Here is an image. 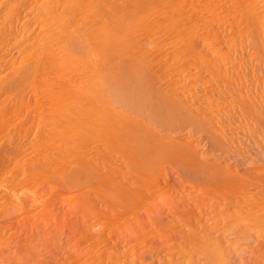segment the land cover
<instances>
[{
	"label": "rangeland",
	"instance_id": "obj_1",
	"mask_svg": "<svg viewBox=\"0 0 264 264\" xmlns=\"http://www.w3.org/2000/svg\"><path fill=\"white\" fill-rule=\"evenodd\" d=\"M11 1L0 0V28L5 31L0 42V264H212L206 257L204 259L205 255L202 256L191 245L189 247V234L187 235L189 226L187 225L190 222L196 225L198 235L201 232L199 237L204 234L207 226L209 236H205V239L210 242L207 241L209 249L214 255L220 256L216 264H223V259L227 260L226 262L224 260L225 264H261L249 258V251L263 247L261 251L264 252V211L257 206L264 200L262 199L264 198L262 181L264 178V61L254 50V44L246 29L248 25L245 26V21H241L243 19L234 13V1L142 0L139 6L135 7V13L128 16L129 20L135 21L131 25L129 22L125 28L121 29L123 26H120L109 32L101 29L88 38H84L81 35L82 32L77 38L78 44L77 42L75 44L77 50L74 48L72 52L74 50L80 54L88 52L86 57L90 59L84 58L85 54H82L81 62L86 65L88 72L93 71L91 74L96 77L95 79L98 78L94 83L96 82L97 85L100 82L98 85H101L99 88L103 93L101 98L99 97L100 100L102 99L101 102L106 101L105 104L110 102L108 106L114 109V112L126 115L127 120H133V123L129 120L131 125L134 124L132 127L140 129L139 133H142V136L138 134L141 137H137L138 144L137 141L132 143L133 146L137 145L134 147L137 148L136 152L131 150V146L123 145L128 142L129 135L124 134V137L116 136L112 139V136L105 138L100 133L97 137L96 133L100 130L95 129L97 132L94 131L91 136L88 130H79V134L84 132L79 136L90 137L93 141L91 143L89 138L82 136L84 141L78 137V131L77 134L73 131L71 126L76 112L74 109L89 103L92 96L95 97V87L80 89L82 96L75 100L71 99L72 95L69 97L66 95L67 102L64 109L50 106L42 85L45 86V83L48 84L50 81L49 85L58 84L61 81L58 69L49 66V62L44 59L41 63L43 65L35 66L31 63L33 51L39 50L40 38L47 35L48 29L45 28L46 23H43L47 19L44 21L43 19L49 15L40 11L36 0H25V3H21V0ZM244 1L249 3L253 0ZM112 2L107 1V6L115 2L117 7H126L129 0H112ZM124 2L128 3L124 5ZM153 4L154 7H152ZM165 4L167 9L164 8ZM250 5L249 7L256 11L252 24L263 25L264 2H252ZM155 6L158 8L156 9ZM9 8L12 9L9 10ZM62 8L60 7L56 17L59 22L66 20L68 23L77 20L78 13L74 7L66 8L70 11L74 10L73 12L65 9L64 11ZM68 12H70L69 15ZM60 13L61 16L67 17L64 19L60 16L61 19ZM45 31L46 33L43 34ZM104 32L107 33L104 34ZM91 37L93 38L89 39ZM85 47L87 50L93 49L90 51L95 55L89 53ZM83 48L86 52L82 51ZM96 50H98L97 53L103 51L97 54L94 53ZM87 54L93 56L90 57ZM27 65L30 66L29 72L33 73L31 70H34L36 74H31L32 78H26L24 80L26 83L11 85V80L19 78L18 75L21 77L26 68L24 66ZM101 75H105L106 79ZM34 80L38 84L35 82L33 84ZM113 84L118 85L117 90ZM38 85H40L39 88ZM146 91L148 94L145 93ZM140 93L146 94L148 98H150L149 95L160 96L162 99L160 104L161 106L163 104L165 111L158 116L143 113L139 107L135 110L131 109L132 105L137 104V95ZM69 102H74L76 104H72L77 106L74 107ZM127 102L129 104H126ZM69 106L74 113L73 110L69 113L71 111ZM65 107L70 110L67 111ZM48 109L55 110L54 112L57 113H59L58 109H61L62 115L60 113L61 116L55 117L57 113L53 112V116ZM63 113L64 117H62ZM67 116L69 119L72 118L70 120L72 122L66 119ZM57 118H60L59 124L56 123ZM58 125L72 133L69 134V139L72 140L70 142H76L80 138L79 143L84 144H68L69 139L63 135L64 132L55 133ZM73 133H75L74 137L77 135L75 140ZM58 134L60 137L57 136ZM213 134L215 136H212ZM101 136L102 140H99ZM93 137L94 140H92ZM111 139L115 142L116 139L120 140V144L114 143ZM59 141H63V144L57 146ZM96 141L100 142L96 143ZM107 141L112 144H108ZM142 141H144V148ZM64 142L65 145H70L69 149L71 146H73L72 149L76 146V150L70 149L69 154L67 152V157L65 154L69 149H67L68 146L65 148ZM78 146L81 148L77 149ZM64 148L67 150L65 151ZM161 149L166 152L165 155ZM173 149L176 151L174 152ZM188 151L194 159L191 162L188 159L190 156H186ZM74 152L79 153V156L76 154L77 157H75ZM133 154H136L135 157L138 154L139 158L134 157V159ZM141 154L142 156H139ZM150 154L159 157L155 160L157 156L152 157ZM81 155L85 159L81 158ZM69 156H74L79 163L82 162L81 164L87 162L82 169H87L85 173L87 175L89 173L90 178L94 177L92 179L96 184L98 182L97 186L91 179L85 180L86 174L77 175V178L83 175L81 176L83 181L75 178L77 169L73 162H76L73 158L72 162L70 157L73 166L67 163ZM59 159L62 163L64 161L66 163L62 164ZM51 160L54 162L53 166L50 163ZM47 163L51 164V168ZM90 164L94 165L91 170H89ZM201 164L207 166L205 169L207 173L200 169ZM58 165H61L59 171L65 173H62L64 177L61 172H58L59 174L50 172ZM211 170L213 175L217 172L215 176L218 175L221 181L225 178L224 176L228 178L227 176L231 175L246 183L245 188H242L240 203L251 202L252 214L261 218L258 223L251 220L249 233L254 235V239L247 243L249 250L247 247L244 248L246 243L244 241L238 242L240 250L234 248L233 234L222 226V221L220 225H214V211H220V208L221 211L225 210L224 214L228 215L233 203L228 196L232 191L229 189L227 192L225 186L223 187L225 190L221 187L223 191L220 189L217 192L219 194L210 190L207 174H212ZM70 171L76 173L69 175ZM97 173L103 176L102 179H108V182L103 180L100 183L95 179L98 176ZM65 175L66 177L72 175L71 178H75L77 183L72 179L71 182L76 184L71 183L70 177L67 181V178L64 179ZM110 181L115 184L113 185ZM84 184L86 186H83ZM102 184L108 186L105 187ZM99 186H102V190H104L103 187L105 188V194L99 190L101 189ZM81 187L89 189L87 191ZM80 189L84 190L82 192L87 191L81 192L85 194L84 197L79 193ZM134 189L135 194L138 192L137 196L134 195ZM112 190L116 193L113 194ZM128 193L130 196H136L134 199L141 197L143 200L141 204L132 208L128 207L129 210L126 209L123 202L125 203V198L130 197H126ZM116 194L121 195L122 199L118 196L117 199ZM111 195L116 198L117 201L114 200L118 207L113 203L115 201ZM119 198L121 201L118 203ZM120 202H122L121 205H119ZM256 240L259 242L256 243ZM211 243L214 245L210 246ZM241 246H244L243 249ZM225 251L231 257L226 253L228 256L225 255V258L223 255ZM186 256L190 259L194 257L191 259L194 261H190ZM233 256L236 258L234 259ZM237 257L241 260L236 261ZM186 258L189 262L185 261Z\"/></svg>",
	"mask_w": 264,
	"mask_h": 264
},
{
	"label": "bare ground",
	"instance_id": "obj_2",
	"mask_svg": "<svg viewBox=\"0 0 264 264\" xmlns=\"http://www.w3.org/2000/svg\"><path fill=\"white\" fill-rule=\"evenodd\" d=\"M9 1H11V0H9ZM17 1V0H16ZM20 1V0H19ZM19 1H17V2H19ZM23 1V2H22ZM25 0H21V3H25L24 2ZM28 1V0H27ZM33 1V0H32ZM32 1L30 2V4L32 3ZM36 1H38V3H39V9H40V11H42L43 12V14H47V15H49V17L47 16L46 18H42L43 19V21L44 20H46V21H42L44 24L46 23V26L45 25H43V26H45V28H47L48 30H46L47 31V33H46V31L43 33V34H47L46 35V37H41L40 38V41H39V50L38 51H33V54H32V60H31V63L32 64H35V66H37V65H40L41 63H42V60L44 59L45 61H47V62H49L48 64H50L49 66H51V67H57V69H58V74H59V77H61V81L58 83V84H56L55 83V85L53 86V84L52 85H49V84H51L50 82L47 84V83H45V86L44 85H42V87H43V91H44V95H45V97H46V99H47V101L48 102H50L49 104H51L50 106H52L53 108H63L64 106H66L65 105V103L67 102V101H65V96L66 95H68L67 97H69L70 95H72L71 96V99H78L79 98V96H82V95H80L81 93H80V89H87V88H91V87H95V89H96V91H95V97H93L92 96V99L90 100V102L89 103H87V104H85V105H83V104H81V105H83V106H78V109H74V110H76V112L74 113V110L72 109V108H70V106H69V108L71 109V111H69V113H71L72 112V110H73V113L75 114V115H73L74 116V120H72V118H70L69 119V117L68 118H66L67 120H72L73 121V123H72V129H73V131L77 134V131H78V137H82V136H84V135H82V136H79V135H81L82 133H84V132H81V134H79V130H82V129H84V130H88L89 131V134H90V136H91V134L92 133H94V131H95V129L96 130H100V132L98 131H95V132H97L96 134H97V137H98V133H100L102 136H105V138L106 137H109V136H112V139L114 138L115 139V137L117 136L118 138H121L124 134H125V136L126 135H129L127 138H128V142L127 143H123V145H126V146H131V150H134V152H136V149L134 148L135 146L137 147V145H135L134 144V146H133V142H136L138 139H137V137H139L138 136V134H141V136H142V133H139V130L140 129H134L133 127H132V125H134V124H132L131 125V123H129V120L133 123V120H131V119H129V120H127V116L126 115H124V114H122V113H116V112H114L113 110L114 109H112V108H110L109 106H108V104L110 103H108V104H105L106 103V101H105V103H102L101 101H102V99L100 100L99 99V97L101 98V96H102V90L99 88L100 86L98 85V84H100V82L96 85L95 83H94V81L95 80H97V79H95L96 77L95 76H93V74H91L90 72H88L89 70H87V68H86V65H84L82 62H81V60H82V54H85V56H84V58H88V57H86V53H88V52H86L85 51V49H86V47H85V49L84 50H82V51H85L86 53H82V51H81V53L82 54H80L79 52L78 53H76L75 52V50H74V52H72V49H74L76 46H75V44H76V42H77V44H78V37L80 36V34L83 32H85L84 34L82 33L81 35L85 38V37H87L88 38V36H92V35H94V33H96L98 30H101V29H103V30H107L108 32L111 30L112 31V29L113 28H116V27H120V26H123V27H121V29H123V28H125V25L127 26V24H129V22H130V25L132 24V23H134L133 21H131V20H129V18H128V16L129 15H131V14H134L135 13V7H137V6H139V2H141L142 0H140V1H137V0H129V3L128 2H126V3H128V6H126V7H117V4L114 2V4H111V6H107V1H109V2H112V0H36ZM118 1V0H117ZM144 1V0H143ZM165 1V0H164ZM173 1V0H172ZM234 1V13L236 14V16H239V18L241 17V19H243V20H241V21H245L244 23H245V26L246 25H248L247 27L248 28H246V29H248L247 31H248V33L250 34V39L252 40V42H253V44H254V50H255V52L258 54V55H260V57H262L261 58V60H263L264 61V23H263V25H260V26H255V25H253L252 24V21H253V19L255 18V16H256V11L255 10H253L251 7H249V6H251L250 4L252 3V2H257V1H263L264 2V0H253V1H249V3H246V1H244V0H233ZM11 2H13V1H11ZM167 2V1H166ZM165 2V3H166ZM248 2V1H247ZM113 3V2H112ZM126 3L124 2V5H126ZM144 3V2H143ZM19 4V3H18ZM27 4V3H26ZM116 4V5H115ZM164 4V3H163ZM168 4V3H167ZM167 4H165V6H164V8H166L167 9V7H166V5ZM11 6V5H10ZM13 7V6H12ZM31 7V6H30ZM60 7L62 8V7H66V8H72L73 9V7H74V9L77 11V20H72V22H70L69 20H67V21H69L68 23L66 22V20H65V22H59L58 21V19L56 18L57 17V15L59 14V10H60ZM152 7H154V4H153V6ZM174 7V6H173ZM259 7V6H258ZM66 8H62L63 10L65 9V10H67ZM155 8H156V6H155ZM158 8V7H157ZM156 8V9H157ZM162 8V7H161ZM164 8H162V9H164ZM12 9V8H11ZM10 8H9V10H11ZM19 9V8H18ZM154 9V8H153ZM160 9V8H159ZM32 10V9H31ZM63 10H62V12H63ZM64 10V11H65ZM67 11H70V10H67ZM74 10H72V11H70V12H73ZM137 11V10H136ZM263 11V10H262ZM70 12H68L67 14L69 15L70 14ZM64 13V12H63ZM63 13H62V15H63ZM76 13V12H75ZM162 13V12H161ZM263 13V12H262ZM37 14L39 15V10L37 11ZM36 14V15H37ZM264 15V14H263ZM61 16V13H60V15H59V17ZM235 16V17H236ZM29 17V16H28ZM39 17H41V16H39ZM43 17H45V15L43 16ZM58 17V18H59ZM61 17H63V16H61ZM60 17V18H61ZM65 17H67V16H65ZM65 17H63L64 19H65ZM70 17V16H69ZM125 17H127V18H125ZM131 17V16H130ZM71 18V17H70ZM41 19V20H42ZM57 19V20H56ZM62 19V18H61ZM64 19H63V21H64ZM118 19V20H117ZM131 19V18H130ZM134 19V18H133ZM132 19V20H133ZM262 19H264L263 17H262ZM9 20V19H8ZM136 20H137V18H136ZM74 21H76V22H74ZM240 21V20H239ZM42 22H41V24H42ZM117 22H118V24H117ZM14 23V22H13ZM39 23V22H38ZM243 23V24H244ZM247 23V24H246ZM117 24V25H116ZM129 25V26H130ZM175 25V24H174ZM13 26V25H12ZM42 26V27H43ZM128 26V27H129ZM162 27V26H161ZM175 28V27H174ZM3 28H0V42H2V39H3V36H4V32L5 31H3L2 30ZM9 29V28H8ZM241 29H243V28H241ZM244 30V29H243ZM19 31V30H18ZM41 31V30H40ZM241 31V30H240ZM42 32V31H41ZM170 32V31H169ZM182 32V31H181ZM40 33V32H39ZM105 33H107V32H104V34ZM139 33V32H138ZM245 33V32H244ZM11 34V33H10ZM42 33H41V35H43ZM181 34V33H180ZM185 34V33H184ZM246 34V33H245ZM178 35V34H177ZM39 37V36H38ZM100 37V36H99ZM107 37V36H106ZM106 37H104V38H106ZM112 37H113V35H112ZM81 39H82V37H80ZM84 38H83V40H84ZM86 38V39H87ZM93 37H91V38H89V39H92ZM80 39V40H81ZM108 39V38H107ZM176 39V38H175ZM97 40V39H96ZM21 41V40H20ZM35 41V40H34ZM100 41V40H99ZM80 42V41H79ZM104 42V41H103ZM107 41L105 40V43H106ZM81 43V42H80ZM79 43V44H80ZM83 43V42H82ZM102 44H104V43H102ZM34 45H36V44H34ZM88 45V44H87ZM101 45V44H100ZM104 45H107V44H104ZM136 45V44H135ZM31 46H32V44H31ZM78 46V45H77ZM84 46V45H83ZM89 46V45H88ZM99 46V45H98ZM33 47H35V46H33ZM81 47H82V44H81ZM88 48V47H87ZM102 48H104L103 46H102ZM187 48V47H186ZM23 49V48H22ZM31 49V48H30ZM76 49V48H75ZM32 50H34V49H32ZM31 50V51H32ZM77 50V49H76ZM81 50V49H80ZM87 50V49H86ZM90 50H91V48H90ZM87 50V51H89V53H91V51L93 50ZM25 51V50H24ZM94 51H95V49H94ZM97 51L98 50H96V52H94V53H97ZM101 51V50H100ZM103 51V50H102ZM101 51V52H102ZM110 51V50H109ZM101 52H99V53H97V54H100ZM121 53V52H120ZM91 54H93V53H91ZM88 55V54H87ZM93 55H95V54H93ZM93 55H88V56H93ZM102 55V54H101ZM115 56V55H114ZM101 57V56H100ZM104 57V56H103ZM210 57V56H209ZM258 58H259V56H258ZM86 59H83V60H86ZM88 59H90V58H88ZM101 59V58H100ZM121 59V58H120ZM128 59V58H127ZM130 59V58H129ZM133 59V58H132ZM260 59V58H259ZM258 59V60H259ZM43 60V61H44ZM206 60V59H205ZM261 60H259V61H261ZM87 61V60H86ZM127 61H129V60H127ZM262 61V62H263ZM131 62V61H130ZM23 63V62H22ZM260 63V62H259ZM44 64H45V62H44ZM90 64V63H89ZM123 64V63H122ZM21 65V64H20ZM41 65H43V64H41ZM114 65V64H113ZM132 66H133V64H131ZM136 65V63L134 64V66ZM203 65V64H202ZM45 66V65H44ZM43 66V67H44ZM24 67H26V68H24V73H23V75L20 77L19 75H18V77L19 78H15V79H13V80H11L12 82H10V84L11 85H20V84H22L23 82H25L26 83V81H24V80H26V78H30L31 76L33 77V75H31V74H36L35 72H34V70H31V71H33V73L31 72H29V67H28V65L27 66H24ZM42 67V66H41ZM117 67V66H116ZM140 67V66H139ZM263 67V66H262ZM33 68H35V67H33ZM39 67H37V69H38ZM45 68V67H44ZM121 68V67H120ZM264 68V67H263ZM31 69V68H30ZM47 69V68H46ZM51 69V68H50ZM89 69V68H88ZM45 70V69H44ZM113 70V69H112ZM128 70V69H127ZM39 71V70H38ZM101 71V70H100ZM110 71V70H109ZM108 71V72H109ZM134 71V70H133ZM26 72V73H25ZM45 72V71H44ZM95 72V71H94ZM130 72V71H129ZM12 73V72H11ZM11 73H9V74H11ZM37 73H39V72H37ZM98 73V72H97ZM119 73V72H118ZM122 73V72H121ZM133 73V72H132ZM8 74V75H9ZM44 74V73H43ZM31 75V76H30ZM42 75V74H41ZM35 76V75H34ZM101 76H103V75H101ZM105 76V75H104ZM103 76V78H105L106 79V76L104 77ZM237 76V75H236ZM31 77V78H32ZM37 77V76H36ZM35 77V78H36ZM253 77V76H252ZM40 78H42L41 76H40ZM34 79V78H33ZM32 79V80H33ZM36 79H38V77L36 78ZM31 80V79H30ZM60 80V79H59ZM29 81V80H28ZM55 81V80H54ZM53 81V82H54ZM105 81V80H104ZM34 82L35 83H37L38 84V82H36L35 80L33 81V84H34ZM42 82V81H41ZM47 82V81H46ZM117 82V81H116ZM44 83V82H43ZM4 84V83H3ZM36 84V85H37ZM41 84V83H40ZM9 85V84H8ZM117 84H115V86H114V84H113V86L116 88V90H117V88H118V85L116 86ZM134 85V84H133ZM31 86V85H30ZM39 86L40 85H38V88H39ZM42 87H40V89L42 88ZM248 87V86H247ZM24 88V87H23ZM36 89V88H35ZM39 90V89H38ZM104 90V89H103ZM145 90V89H144ZM158 90V89H157ZM115 91V90H114ZM113 92V91H112ZM142 92H143V90H142ZM145 93H147V91L145 92ZM155 93V92H154ZM154 93H152V94H154ZM41 94V93H40ZM117 94V93H116ZM148 94V93H147ZM238 94V93H237ZM90 95V94H89ZM136 96V95H135ZM163 96V95H162ZM118 97V96H117ZM149 97L150 98H148V96L146 95V94H144V93H140L139 95H137V104H135V105H132V107L134 106V108H132L130 105V107H131V109H133V110H135V109H138L137 107H139L140 108V110L143 112V113H148V114H152V115H160L161 113H163L164 111H165V109L162 107L163 106V104H162V106H161V104H160V101L162 100L161 99V97L160 96H157V97H153V96H150L149 95ZM37 98V97H36ZM133 98V97H132ZM163 98V97H162ZM41 100H43V99H41ZM104 100V99H103ZM133 100H135V99H133ZM166 100V99H165ZM72 101V100H71ZM43 102V101H42ZM76 102V101H75ZM77 102H79V101H77ZM123 102V101H122ZM72 103H74V102H72ZM71 102H69V104H72ZM115 103V102H114ZM125 103V102H124ZM162 103H164V102H162ZM244 103V102H243ZM251 103V102H250ZM41 104H43V103H41ZM74 104H76V103H74ZM78 104V103H77ZM80 104V103H79ZM111 104V103H110ZM109 104V105H110ZM126 104H129V102H127ZM133 104V103H132ZM246 104V103H245ZM73 105V104H72ZM71 105V106H72ZM74 106V105H73ZM77 106V105H76ZM76 106H74V107H76ZM128 106V107H129ZM46 107V106H45ZM51 107V108H52ZM68 107V106H67ZM67 107H65V108H67ZM69 108H67L66 110L68 111V109ZM64 109V108H63ZM69 109V110H70ZM246 109V108H245ZM11 110V109H10ZM49 110V109H48ZM59 110V111H58ZM57 111L59 112V113H57V112H54V111H51V110H49L50 112H52V115L54 114V113H57V114H55V117H56V115H57V117H59V116H61L62 115V113L60 112V110L61 109H58ZM66 110H64V111H66ZM184 110V109H183ZM47 111V110H46ZM63 111V112H64ZM118 111V110H117ZM139 111V110H138ZM249 111H250V109H249ZM248 111V112H249ZM252 111V110H251ZM29 112V111H28ZM54 112V113H53ZM167 112V111H166ZM165 112V113H166ZM61 113V115H59ZM65 113H67L68 114V112H65ZM66 114V115H67ZM176 114V113H175ZM252 114H254V113H252ZM39 115H40V113H39ZM38 115V116H39ZM44 115V114H43ZM49 115H50V113H49ZM102 115V116H101ZM54 116V115H53ZM65 116V114L63 113V116L62 117H64ZM70 116V115H69ZM72 116V117H73ZM128 116H130V115H128ZM172 116V115H171ZM163 117H164V115H163ZM162 117V118H163ZM167 117V116H166ZM177 117H179V116H177ZM185 117V116H184ZM47 118V117H46ZM48 118H50V117H48ZM54 118V117H53ZM161 118V117H160ZM51 119H52V117H51ZM60 118H57V120H58V122L56 121V123H58L59 124V120ZM62 119V118H61ZM181 119V118H180ZM187 119V118H186ZM47 120V119H46ZM53 120H55V119H53ZM62 120H64V119H62ZM66 120V121H67ZM166 120V119H165ZM188 120V119H187ZM191 120V119H190ZM201 120V119H200ZM37 121H39V120H37ZM65 121V122H66ZM68 121V122H69ZM72 121H70V122H72ZM142 121V120H141ZM46 122V121H45ZM49 122V121H48ZM52 122V121H51ZM62 122H64V121H62ZM64 122V123H65ZM68 122H66V123H68ZM187 122V121H186ZM41 123V122H40ZM54 123V122H53ZM46 124V123H45ZM61 124V123H60ZM130 124V125H129ZM135 124H137V123H135ZM47 125V124H46ZM68 125V124H67ZM137 125H139V124H137ZM136 125V126H137ZM56 126V125H55ZM64 126H66V124L64 125ZM63 126H61V125H58L57 127H56V131H55V133L57 132H59L60 134H62L63 132H64V136H66V137H68V139L70 138L69 136L72 134H70L69 132H67L66 131V129L64 130V128H62ZM49 128V127H48ZM52 129V128H51ZM53 129H55V128H53ZM71 129V128H70ZM71 129V130H72ZM206 129V128H205ZM47 130V129H46ZM133 131V132H130V131ZM50 131H53V130H50ZM69 131V130H68ZM87 131V132H88ZM145 131H147V130H145ZM47 132V131H46ZM125 132H129L128 134H126ZM144 132V131H143ZM48 133V132H47ZM51 133V132H50ZM75 133H73V137H74V135H75ZM54 134V133H53ZM70 134V135H69ZM95 134V135H96ZM50 135V134H49ZM55 135V134H54ZM77 135L75 136V137H77ZM85 135H86V132H85ZM57 136H59V134L57 135ZM71 136V138L73 139V137ZM102 136H101V138L99 137V140H102ZM114 136V137H113ZM212 136H215L214 134L212 135ZM217 136V135H216ZM60 137V136H59ZM75 137H74V140H75ZM84 137H86V136H84ZM95 137V136H94ZM94 137H93V139L92 140H94ZM124 137V136H123ZM146 137V136H145ZM80 138L78 139V141L76 140V142L74 141V142H70V140L71 139H69V141H68V139L67 138H65V139H67V141H68V144H70V143H72V144H74V143H79V140H80ZM89 138V141H91L90 140V137H88ZM87 137H86V139H88ZM104 138V137H103ZM109 138H111V137H109ZM139 138H141V137H139ZM62 139H63V137H62ZM77 139V138H76ZM82 139V138H81ZM111 139V140H112ZM156 139V138H155ZM41 140V139H40ZM39 140V141H40ZM54 140H56V139H54ZM82 140H84V139H82ZM98 140V139H97ZM72 141V140H71ZM85 141V140H84ZM87 141V140H86ZM104 141V140H103ZM106 141V140H105ZM112 141H114V140H112ZM120 141V140H119ZM119 141H117V139H116V142L114 141V143H119ZM124 141H127V140H124ZM123 141V142H124ZM159 141H161V140H159ZM56 142V141H55ZM60 142V141H59ZM93 141H91V143H92ZM100 142V141H99ZM99 142H97L96 141V143H99ZM108 142V141H107ZM143 142L144 141H142V145H143ZM146 142V141H145ZM47 143H50V142H47ZM63 144V141H61L60 143H58L57 142V144H59V145H57V146H60V145H62ZM67 143V142H66ZM81 144L83 143V142H80ZM79 143V144H80ZM86 143V142H85ZM140 143V142H139ZM166 143H167V141H166ZM51 144H53V143H51ZM68 144H66L65 145V142H64V146H66L65 148H67V146H68V148L67 149H69V146L70 145H72V144H70V145H68ZM84 144V143H83ZM86 144H89V143H86ZM108 144H112L111 142H108ZM120 144V143H119ZM137 144H138V141H137ZM164 144V143H163ZM43 146H44V144H42ZM54 146L56 145V144H53ZM75 145V144H74ZM152 145V144H151ZM158 145V144H157ZM63 146V147H64ZM79 146H82V145H79ZM77 147V149L78 148H81V147ZM84 146V145H83ZM125 146V147H126ZM140 146V145H139ZM168 146V145H167ZM166 146V147H167ZM170 146H172V145H170ZM72 147L73 146H71L70 147V149H72ZM107 147V146H106ZM112 147H114V146H112ZM147 147H149V145L147 146ZM151 147V146H150ZM153 147V146H152ZM151 147V148H152ZM164 147V146H163ZM177 147V146H176ZM64 148V150L66 151L67 149H65ZM75 148H76V146H75ZM74 148V149H75ZM143 148H144V145H143ZM146 148V147H145ZM153 148H155V147H153ZM152 148V149H153ZM160 148V147H159ZM63 149V148H62ZM69 149V151H66V157L68 156L67 155V152H68V154H69V152L71 151ZM74 149H72L73 151H74ZM121 149V148H120ZM129 149V148H128ZM141 150H142V147L140 148ZM164 150H165V147L163 148ZM187 149V148H186ZM76 150V149H75ZM143 150H147V149H143ZM151 149H149V151H150ZM155 150H157V148H155ZM154 150V151H155ZM162 150V149H161ZM161 150H159V151H161ZM174 150V149H173ZM54 151V150H53ZM65 151H64V153H65ZM72 151V152H73ZM78 151V150H77ZM129 151H130V149H129ZM166 151V150H165ZM176 150H174V152H175ZM180 151V153H181V150H179ZM183 151V150H182ZM47 152V151H46ZM131 152V151H130ZM138 152V151H137ZM141 152V151H140ZM162 153H164L163 155H165L166 154V152H164L163 150L161 151ZM183 152H187V150L186 151H183ZM182 152V153H183ZM98 153H100V152H98ZM97 153V154H98ZM149 153V152H148ZM155 154H156V152H154ZM157 153H159L158 151H157ZM42 154H44V153H42ZM57 154V153H56ZM74 154H75V152H74ZM76 154H78V156H79V153H76ZM75 154V157H77V155ZM101 154V153H100ZM130 154H132V152L130 153ZM154 154V156H153V154H150L152 157H155V156H157V155H155ZM171 154H173V153H171ZM170 154V155H171ZM177 154H178V152H177ZM176 154V155H177ZM184 154V153H183ZM65 155H64V157H65ZM134 156H133V158L136 156V154H133ZM159 155V154H158ZM160 155H162L161 153H160ZM174 155H175V153H174ZM60 156V155H59ZM58 156V157H59ZM87 156V155H86ZM89 156V155H88ZM139 156H142V154L141 155H139ZM168 156H169V154H168ZM181 156V154L179 155V157ZM186 156H190V154H189V151H188V154L186 155ZM62 157V156H61ZM70 157H71V160H72V158H73V160L75 159L74 158V156L72 157V156H69V162H67V163H70L71 165H72V163L70 162ZM132 157V156H131ZM137 157H138V154H137ZM137 157H135L136 159H137ZM159 156H157L156 158H155V160L158 158ZM162 157V156H161ZM166 158H167V155L165 156ZM165 157H162V158H165ZM172 157H173V155H172ZM175 157H177V156H175ZM175 157H174V159H175ZM191 157V156H190ZM188 158L189 160V162H191V161H193L194 159H193V157H191V158ZM57 158V157H56ZM81 158H84V157H82V155H81ZM89 158H91V157H89ZM134 158V159H135ZM139 158V157H138ZM184 158V156L181 158V160ZM186 158V157H185ZM51 159V158H50ZM61 159V158H60ZM59 159V161H61ZM64 159V158H63ZM66 159V158H65ZM85 159V158H84ZM87 159V158H86ZM132 159V158H131ZM177 159H178V157H177ZM187 159V158H186ZM186 159H185V161H186ZM56 160V159H55ZM73 160H72V162H73ZM83 161V159H80V161ZM153 161H154V158L152 159ZM33 161V160H32ZM31 161V162H32ZM53 160H51V162L50 163H52V166H53V163L54 162H52ZM58 161V160H57ZM67 161V160H66ZM86 161V160H85ZM150 161V160H149ZM158 161V160H157ZM187 161V162H188ZM37 162V161H36ZM46 162V161H45ZM65 162V161H64ZM64 162L62 163V161H61V163L62 164H64ZM75 162L76 163H74L73 162V164H75L76 165V172H77V174H75L76 172H73V171H75L73 168H72V172L75 174H73V173H71V171L69 172V175H70V173L72 174V175H74L75 176V178L76 179H78L77 178V175L78 174H86V176H87V178L86 177H84L85 178V180H87V181H89V179H91L92 181H93V179H94V177H92V178H90V176H89V173H88V175H87V173H85V171H87V169L86 170H83L82 168L84 167V164H86L85 162H83V164H81V163H79V161H77V159H75ZM145 162V161H144ZM148 162V161H147ZM188 162V163H189ZM195 163L197 162V161H194ZM58 163V162H57ZM57 163H55L56 165H57ZM60 163V162H59ZM66 163V162H65ZM139 163V162H138ZM154 163H155V161H154ZM34 164H35V162H34ZM48 164V163H47ZM94 164H96V163H94ZM103 164V163H102ZM145 164V163H144ZM143 164V165H144ZM148 164V163H147ZM150 164H152V162L150 163ZM193 164V163H192ZM197 164H198V162H197ZM39 165V164H38ZM41 165V164H40ZM49 165V164H48ZM89 165V164H88ZM92 164H90V166L89 167H91L89 170H91V169H93V167H94V165H92ZM137 165H140V164H137ZM149 165V164H148ZM147 165V166H148ZM194 165H196V164H194ZM205 165V164H204ZM203 164H201V167H200V169L201 170H204L205 172H206V168H207V166L205 167ZM47 166V165H46ZM51 166V164L49 165V167ZM59 166H61V165H58V167H54V168H52L53 169V171H50V172H55L56 174L59 172H61V171H59L60 169H59ZM67 166H70V165H67ZM73 166V165H72ZM96 166V165H95ZM151 166V165H150ZM32 167V166H31ZM35 167V166H34ZM39 167V166H38ZM97 167V166H96ZM96 167H95V170H96ZM143 167V166H142ZM44 168V167H43ZM51 168V167H50ZM61 168V167H60ZM63 168V167H62ZM61 168V169H62ZM86 168V167H85ZM149 168V167H148ZM198 168V167H197ZM141 169H143V168H141ZM145 169V168H144ZM47 170V169H46ZM95 170H94V173H96L95 172ZM104 170V169H103ZM207 170H210V169H207ZM217 170V169H216ZM48 171V170H47ZM82 171H84V172H82ZM97 171V170H96ZM106 171V170H105ZM90 172V171H89ZM100 172V171H99ZM98 172V173H99ZM104 172V171H103ZM109 172V171H108ZM111 172V171H110ZM140 172V171H139ZM200 172H202V171H200ZM210 172V171H209ZM35 173V172H34ZM54 173V174H55ZM58 173V174H59ZM63 172H61V175H63V174H65V173H63ZM92 173H93V171H92ZM94 173H93V175H94ZM98 173L96 174V175H98ZM207 173V172H206ZM211 173L212 174H207L208 176V179H209V187H210V190L213 192V193H215L216 192V194H219V193H217L220 189H222L224 186H225V188H226V191L227 190H231V191H229V193L231 192V195H228V196H230V200H232V202L231 203H233V207H232V210L231 211H229V216L228 215H226V214H224V211H221V209L219 208V210L220 211H218V210H215L214 211V215H215V219H214V221H215V226H218V224L220 225V222L222 221V226H225V228H227L228 230H230L231 231V233L233 234V240H234V248L235 249H239V244L240 243H238V242H240V241H244V242H246V243H244V248L246 249V247L248 248V250H249V246H247V243H249V242H251L253 239H254V235L252 234V233H249V227H250V224H251V220H254V222H257L258 223V221H261V218L260 217H258V216H256V215H253L252 214V211L250 210V208L252 209L253 208V206L250 204L251 202H249L248 201V203H246V201H245V203H240L241 201H240V196L242 195L241 193H243L242 192V188L245 186L244 184H246L245 182L243 183L242 181L243 180H240L239 178L237 179L235 176H233V177H231V175H229L231 178H229V176H227L228 178H226V176H224L225 178V180L223 179V181H221V179H219L217 176H215L216 174H217V172H216V174L215 175H213V172H212V170H211ZM223 173V172H222ZM44 174V173H43ZM48 174H50V173H48ZM91 174V173H90ZM100 174V173H99ZM108 174V173H107ZM106 174V176H108ZM110 174V173H109ZM243 174V173H242ZM263 174V173H262ZM69 175H67L68 177H66V175H65V178L64 179H66L67 178V181H69L68 180V178L70 177V182H71V176H69ZM261 175V174H260ZM260 175H258V176H260ZM29 176V175H28ZM73 176V177H74ZM81 176H83V175H80V178L79 179H81L82 177ZM222 176V175H221ZM62 177H64V175L62 176ZM97 178H95V179H97L100 183H102L103 182V180H105L106 182H108L106 179H102L103 178V176H101V175H98V176H96ZM58 178V177H57ZM72 179V180H76V179ZM107 178V177H106ZM108 178H110V177H108ZM78 179V181H83V179H81V180H79ZM113 179V178H112ZM138 179V178H137ZM84 180V181H85ZM111 180V179H110ZM66 181V182H67ZM95 181V180H94ZM93 181V182H94ZM247 181V180H246ZM263 184H264V178H263ZM76 182V181H75ZM73 183V182H71V183H73V184H76V183ZM86 182V181H85ZM84 182V183H85ZM97 182V181H96ZM112 181H110V183H111ZM113 182H115V180L113 181ZM112 182V183H113ZM79 183V182H78ZM80 183H82V182H80ZM91 183V182H90ZM95 183V182H94ZM83 184V183H82ZM86 184V183H85ZM83 185V186H86V185ZM89 183L87 182V185H88ZM96 184V183H95ZM115 183H113V185H114ZM117 184V183H116ZM70 185V184H69ZM81 185V184H80ZM98 185V182H97V184H96V186ZM102 185H104V184H102ZM112 185V184H111ZM110 185V186H111ZM119 185V184H118ZM135 185V184H134ZM79 187V185H76V187ZM105 187L106 186H108V185H104ZM109 186V187H110ZM121 185H119V187H120ZM102 187V186H101ZM100 186H99V188H101ZM112 188H114L113 186H111ZM115 189H117L118 187L115 185ZM122 188H123V186H121ZM208 187V186H207ZM222 187V188H221ZM262 187V186H261ZM81 188H84V187H81ZM95 188V187H94ZM97 189H99L98 187H96ZM95 188V189H96ZM126 188V187H125ZM124 188V189H125ZM139 188V187H138ZM245 188V187H244ZM85 189H87V188H84V190ZM89 189V188H88ZM88 189H87V191H88ZM103 189L105 190V188L103 187ZM224 189V188H223ZM223 189H222V191H223ZM81 190V189H80ZM83 190V189H82ZM82 190L79 192V193H81L82 192ZM83 190V191H84ZM99 190H101L102 191V193L103 194H105V191L104 190H102V188L101 189H99ZM108 190V189H107ZM109 190H111L110 188H109ZM120 190V189H119ZM118 190V191H119ZM122 190V189H121ZM126 190H127V188H126ZM133 190V189H132ZM131 190V191H132ZM135 190V189H134ZM225 190V189H224ZM86 191V192H87ZM104 191V192H103ZM113 191V190H112ZM129 191V190H128ZM139 191H141V189L139 190ZM86 192H82V193H86ZM110 193H111V191H109ZM121 192V191H120ZM123 192V191H122ZM121 192V193H122ZM127 192V191H126ZM135 192H136V190L134 191V195H136L135 194ZM228 192V191H227ZM81 193V194H82ZM106 193H108V192H106ZM116 193V192H115ZM114 193V191H113V194H115ZM120 193V194H121ZM124 193V192H123ZM148 193V192H147ZM222 193V192H221ZM220 193V194H221ZM80 194V195H81ZM118 194V193H117ZM116 194V197L119 195H117ZM129 194V193H128ZM127 194V195H128ZM130 194H131V192H130ZM130 194L128 195V196H126V197H129L130 196ZM141 194V193H140ZM83 195V194H82ZM81 195V196H82ZM85 195V194H84ZM84 195H83V197H84ZM122 195V194H121ZM118 196V197H122V196ZM124 195V194H123ZM130 196L129 198H125V196L123 197V198H125V203L123 202V206L124 207H126V209L129 207V208H132V207H136V205H140L141 204V202L143 201L142 200V198L140 197V198H138V199H134V197L136 198V196ZM214 195V194H213ZM223 195V194H222ZM226 195V194H225ZM261 195V194H260ZM108 196H110L109 194H108ZM108 196H106V198L108 197ZM112 196V195H111ZM140 196V195H139ZM141 196H143V195H141ZM113 197V200L115 199L116 200V198L114 197V196H112ZM118 197H117V199H118ZM120 198H119V200H118V203H119V201H121L120 200ZM122 199V198H121ZM262 199H264V198H262ZM108 200H111V199H109L108 198ZM114 200V201H115ZM227 200V199H226ZM225 200V201H226ZM246 200V199H245ZM84 201V200H83ZM117 201V200H116ZM116 201L115 202H113V203H115V206H117L116 204ZM85 202V201H84ZM83 202V203H84ZM71 203V202H70ZM122 204V202H120V204L119 205H121ZM212 204V203H211ZM228 204V203H227ZM79 205H80V203H79ZM82 205V204H81ZM84 205H86L85 203H84ZM220 205V204H219ZM219 205L217 206V207H219ZM213 206V205H212ZM230 206V205H229ZM257 206L260 208V209H263V211H264V200H263V202H260L259 204H257ZM118 207V206H117ZM122 207V206H121ZM214 207V206H213ZM228 207V206H227ZM116 208V207H115ZM129 208H128V210H129ZM215 208V207H214ZM224 208V207H223ZM114 209V208H113ZM122 209V208H121ZM218 209V208H217ZM230 209V208H229ZM145 210V209H144ZM154 210V209H153ZM212 210V209H211ZM86 211H87V209H86ZM262 211V210H261ZM231 212V213H230ZM209 213V215H210V211L208 212ZM226 213V212H225ZM228 213V212H227ZM225 215L227 216L226 218H225ZM212 216V215H211ZM151 218V217H150ZM210 218V217H209ZM212 218V217H211ZM260 219V220H259ZM190 220V219H189ZM208 220V219H207ZM263 220V219H262ZM202 222V221H201ZM188 223H189V221H188ZM194 223V222H193ZM207 222H205V224H206ZM210 223H212V222H210ZM196 224V223H195ZM202 224V223H201ZM86 226V225H85ZM189 226V228L187 229L188 231V233H187V235L189 234V236H188V239H189V243H188V245H189V247H190V245H191V247L192 248H194V249H196V250H198L200 253H201V255L203 256V255H205L204 256V259H205V257H206V259H208V261L210 260L211 262H212V264H216V263H218V260L220 259V256L218 255V254H213V253H211V251H210V249H209V240L207 239H205L206 237L205 236H209V230H208V228H207V226H206V228L204 229V234L202 235V236H200L199 237V235L201 234V232H200V234L198 235V232H196L197 230H196V225H193L191 222H190V224H188L187 225V227ZM209 227V226H208ZM214 227V226H213ZM220 227V226H219ZM204 228V227H203ZM216 228H218V227H216ZM84 229V228H83ZM190 229V230H189ZM212 229V228H211ZM201 230H203V229H201ZM215 230V229H214ZM220 230V229H219ZM86 231V230H85ZM85 231H83V233L85 232ZM199 231V230H198ZM225 232V231H224ZM216 233H217V230H216ZM84 234H86V233H84ZM219 234V233H218ZM187 235H185V236H187ZM214 235V234H213ZM218 236V235H217ZM261 236V235H260ZM218 239H220L219 237H218ZM185 240H187L186 238H185ZM260 240V239H259ZM259 240H256V243L257 242H259ZM207 241L209 242L208 244H207ZM210 241L212 242V240L210 239ZM213 243V242H212ZM211 243V245L210 246H212V245H214V244H212ZM215 243H216V241H215ZM221 243V242H220ZM182 244V243H181ZM217 244V243H216ZM238 244V245H237ZM262 244V243H261ZM187 245V244H186ZM187 245V246H188ZM264 245V244H263ZM260 246V245H259ZM181 247V246H180ZM188 247V248H189ZM218 247V246H217ZM219 247H220V245H219ZM225 247V246H224ZM242 247V246H241ZM243 247H242V249H243ZM253 248V247H252ZM261 248H263V247H261ZM261 248H258V249H260V250H252V251H249L250 252V257L249 256H247V255H245V257H249V258H251V259H253V260H255V261H259L261 264H264V252H262L261 251ZM185 249V248H184ZM214 249V248H213ZM224 249V248H223ZM183 250V249H182ZM181 250V251H182ZM189 250V249H188ZM225 250V249H224ZM231 250V249H230ZM240 250V249H239ZM251 250V249H250ZM229 251V250H228ZM232 251V250H231ZM238 251V250H237ZM242 251V250H241ZM245 251V250H244ZM180 252V251H179ZM234 252V251H233ZM232 252V253H233ZM181 253V252H180ZM187 253V252H186ZM226 253L229 255V253L228 252H226L225 251V254H223L224 256L226 255ZM247 253V252H246ZM197 254V253H196ZM228 255H226V256H228ZM185 256V255H184ZM200 256V255H199ZM223 256V257H224ZM226 256H225V258H226ZM235 256V255H234ZM234 256H233V258H234ZM186 257H188L189 259H190V257L189 256H186ZM229 257H231L230 255H229ZM239 257V256H238ZM238 257H237V259H238ZM240 257H242V256H240ZM184 258V257H183ZM236 258V257H235ZM234 258V259H235ZM244 258V257H243ZM189 259H187L186 258V260L185 261H187V260H189ZM191 259H194V257L192 258L191 257ZM190 259V261H194V260H191ZM232 259V258H231ZM230 259V260H231ZM236 259V261H240L239 259L237 260ZM197 260V259H196ZM224 260L225 259H223V264H225L224 263ZM244 260V259H243ZM242 260V261H243ZM252 260V261H253ZM204 261V260H203ZM208 261H206V262H208ZM227 260H225V262H226ZM187 262H189V261H187ZM191 262V263H192ZM220 262V261H219ZM231 262V261H230ZM234 262H235V260H234ZM244 262V261H243ZM184 263V262H183ZM237 263V262H236ZM254 263V262H253ZM190 264V263H189ZM208 264V263H207ZM211 264V263H210ZM226 264H228V263H226ZM247 264V263H246Z\"/></svg>",
	"mask_w": 264,
	"mask_h": 264
}]
</instances>
